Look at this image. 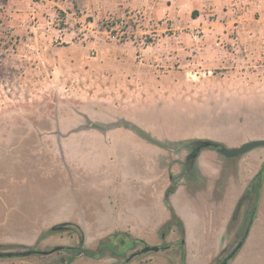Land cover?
Segmentation results:
<instances>
[{
	"label": "rangeland",
	"instance_id": "obj_1",
	"mask_svg": "<svg viewBox=\"0 0 264 264\" xmlns=\"http://www.w3.org/2000/svg\"><path fill=\"white\" fill-rule=\"evenodd\" d=\"M214 2L0 0L5 252H46L68 247L76 236L46 234L68 222V171L75 165L68 155L71 126L126 124L123 117L133 114L158 131L161 124L184 134L185 144L239 147L264 139V36L238 32L264 28V0H241L237 11L212 10ZM208 29L224 33L203 36ZM246 39L249 49L241 45ZM136 107L148 112L133 113ZM258 149L264 147L252 151ZM69 257L56 252L0 264H65Z\"/></svg>",
	"mask_w": 264,
	"mask_h": 264
},
{
	"label": "crops",
	"instance_id": "obj_2",
	"mask_svg": "<svg viewBox=\"0 0 264 264\" xmlns=\"http://www.w3.org/2000/svg\"><path fill=\"white\" fill-rule=\"evenodd\" d=\"M240 1L218 0L211 4L216 7L212 10L227 6L237 11ZM193 5L203 10L195 2ZM202 32L203 36L224 33L213 29ZM238 32L247 37L264 36V28ZM177 37L184 40L182 33ZM248 42L243 40L242 48L249 49ZM139 109L143 108L136 107L133 113L148 112ZM123 118L126 124L108 127L81 123L68 129V155L75 158L71 161L75 165L68 171V222L65 223L80 228L86 249H95L100 240L115 233L149 247L170 245L168 249L135 258L130 264L171 261L180 264L182 252L184 264H213L237 241L250 209L244 204L233 218L234 211L264 165V150L228 160L214 150L203 149L187 174L185 161L191 152L184 146V134L168 132V127L161 124L157 125L158 131L134 119L133 114ZM172 183L175 190L169 196V204L182 224V235L178 227H173L161 236V229L171 219L164 197ZM69 239L68 247L78 244L77 236ZM115 260L109 255L98 260L82 256L71 264H114ZM229 264H264V179L251 227Z\"/></svg>",
	"mask_w": 264,
	"mask_h": 264
},
{
	"label": "trees",
	"instance_id": "obj_3",
	"mask_svg": "<svg viewBox=\"0 0 264 264\" xmlns=\"http://www.w3.org/2000/svg\"><path fill=\"white\" fill-rule=\"evenodd\" d=\"M218 148H220V145L218 143L211 142V146L208 149L216 151V149ZM263 179H264V165L262 166L260 171L256 174V176L252 179V181L250 182L244 194L239 199L236 205L233 218H235L237 212L240 210V208L244 204L249 206V209H250L245 216L244 222L241 227V231L238 233L236 243L232 247L225 249L220 254V256L215 260L213 264H229V262L236 256L239 249L241 248L247 236V233L251 227L255 214H256V207H257V202L259 199L260 188H261ZM174 190H175V184L172 183L165 193L164 203L171 212V219L161 229L160 231L161 236H165L173 227H178L182 235V224L175 217L174 213L172 212V209L170 208V204H169V196L174 192ZM65 231L75 233L78 239V244L76 247L75 246L74 247H66V246L61 247L59 252H66L70 256L68 259L66 260L64 259L65 264H69L72 261H74L76 258L82 257V256L86 258L98 260V259L103 258L106 255H109L113 258H123L125 259V262H127L128 258H125V256L128 251H135L138 246H141L142 249L147 246L139 240L130 239L127 235L115 233L111 236L106 237L103 240H100L95 249H86L83 244L82 231L80 230L79 227L73 224H69V223H62V224L52 226L49 230L46 231V234H56V233H61ZM169 247L170 245L168 244H162L158 248L159 250H165V249H168ZM14 248L23 249L24 247L15 246ZM181 248H182V242H181ZM27 251L33 252L32 255H41L38 251L36 252L32 249L27 250ZM0 253L16 254V253H21V252H5L3 247L0 246ZM4 259H8V258H0V260H4ZM181 264H184V253H182Z\"/></svg>",
	"mask_w": 264,
	"mask_h": 264
},
{
	"label": "water",
	"instance_id": "obj_4",
	"mask_svg": "<svg viewBox=\"0 0 264 264\" xmlns=\"http://www.w3.org/2000/svg\"><path fill=\"white\" fill-rule=\"evenodd\" d=\"M184 146L191 150V153L188 155V157L186 158V161H185L187 174H190L193 162H194L197 154L203 149H208L211 146V141H193V142H190L188 144H185ZM260 147H264V139L252 140V141L246 142V143L240 145L239 147H235V148H227V147H224L223 145H220V148L216 149V152L219 153L225 159L231 160V159L239 158V157L251 152L252 150L260 148ZM60 249H61V247H55L50 251L39 252V253L43 256H46V255H50V254L59 252ZM158 251H159L158 247L146 246L143 249H141L140 251L135 252L132 255H130V257H128V259H127V262H129L132 258L139 256L141 254H145L148 252H158ZM32 254H33V252H31V251H25V252L16 253V254H14V253H0V258H15V257L25 258V257L31 256Z\"/></svg>",
	"mask_w": 264,
	"mask_h": 264
}]
</instances>
